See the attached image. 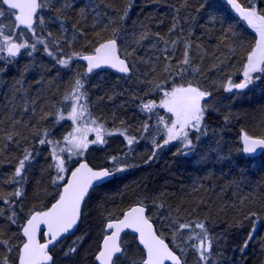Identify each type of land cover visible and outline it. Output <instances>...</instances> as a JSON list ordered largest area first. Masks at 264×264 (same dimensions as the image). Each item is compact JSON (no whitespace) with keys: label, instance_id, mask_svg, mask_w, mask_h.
<instances>
[{"label":"trees","instance_id":"obj_1","mask_svg":"<svg viewBox=\"0 0 264 264\" xmlns=\"http://www.w3.org/2000/svg\"><path fill=\"white\" fill-rule=\"evenodd\" d=\"M48 3L51 10L42 13L43 35L51 32L50 39L59 41L65 54H90L99 43L113 38V29L118 31L119 53L128 63L131 76L96 72L85 79L84 88L91 114L107 128L126 131L135 138L129 146L123 136H111L107 147L83 159L94 169H101L111 168L110 157L117 156L127 167L89 193L74 234L52 249L55 264H96L94 256L102 224L119 218L140 199L150 209L157 234L171 248L172 242L160 233V222H168L169 218L205 225L212 239L207 264H264V154L245 157L239 143L241 132L264 138V78L255 79L245 89L225 90L229 79L233 84L242 82L243 63L256 41L253 30L221 0ZM238 3L247 7V0ZM3 10L6 14L0 17V25L9 26L14 17L10 18L4 7ZM61 23L67 32L62 31ZM173 24L176 28L171 31ZM73 35L77 39L69 46L67 40ZM186 44L191 47L184 80L180 81L175 73L173 76L211 95L203 101L207 111L200 139L193 138L195 147L182 154L180 143L155 149L153 140L163 143V126H158L157 115L149 120L150 114L141 111L140 105L160 100L158 86L167 88L173 79L165 68H177ZM4 59L0 58V197L14 199L11 194L19 187L10 182L15 168L25 150L34 157L22 186L24 196L15 206L18 224L9 225L0 218V239L19 245L21 226L30 211L50 206L60 190L52 183L50 146H42L38 140L45 129L51 132L50 138L59 137L57 127L61 124L55 120L56 111L64 107V97L71 92L76 76L79 78L85 71L74 59L71 67H60L38 46L31 56L22 52L13 63L5 64ZM158 111L159 116L166 114ZM146 121L150 125L148 132L144 131ZM10 133L19 135L9 142L6 137ZM70 165L74 169L77 164ZM52 186L55 195L50 199ZM4 207L0 200V208ZM78 237L82 240L77 251L65 256ZM126 243L127 257L133 249L140 256L132 236L127 235ZM4 257L16 264L15 250L9 253L0 247V260Z\"/></svg>","mask_w":264,"mask_h":264},{"label":"snow or ice","instance_id":"obj_2","mask_svg":"<svg viewBox=\"0 0 264 264\" xmlns=\"http://www.w3.org/2000/svg\"><path fill=\"white\" fill-rule=\"evenodd\" d=\"M226 3L246 21L250 28L254 29L258 36L243 63L242 82L233 84L231 79L228 81V87L225 90L232 91L233 88H247L253 79L264 78V0H247V7L241 6L238 0H226ZM4 6H6L10 18L14 17L11 25H0V53H7V58L3 60L5 64L13 63L21 54V50L31 56L33 52L37 51L38 45L43 46L45 54L62 68H68L73 59L87 62L86 71L75 80L73 91L64 97V101L70 107L67 116L57 114L56 118L57 124L65 119L70 120L72 131L65 135L61 142L50 138L51 132L45 129L42 137L38 140L40 145L50 146L49 154L53 161L50 167L55 171L52 183L60 190L53 197L54 202H51L50 206L30 211L21 226V234L18 237L19 245H12L7 240L0 239V247L5 248L9 253L15 250L16 264H55L51 254L52 249L61 242L62 238L70 233L74 234L73 230L84 215L83 209L86 206V197L89 191L102 186L116 173L125 171L127 167L117 156L110 157L111 168L98 170L90 167L87 162L79 160L75 161L78 166L74 169L69 167V163L73 162L74 158L83 156L90 145H104L107 143V137L113 135L123 136L129 146L135 142V138L127 135L126 131L119 129L109 131L103 123L91 119L84 81L98 69L111 68L119 73L128 74L130 67L126 60L118 54L119 33L115 29L112 33L113 38L99 43L92 54H65L60 42L50 39L51 32L45 36L43 27L39 33L37 31V25H45L42 13L45 10H51L48 0H0V17H4L6 14L3 10ZM81 11L83 12V9ZM52 19L58 18L52 17ZM60 27L62 31L67 32L63 23L60 24ZM175 28L176 25L173 24L171 31H174ZM27 34H30V38ZM80 36L82 37L83 33H80ZM76 39L77 37L73 35L70 40H67L69 46ZM141 39H147V36H142ZM190 47V44L185 45L184 58L177 68H165L169 77H173V79L168 84V78H165V84H168L167 88L164 85L158 86V90L162 93L159 103L149 100L140 105L141 111L150 114L149 120L152 115H157L158 126H163V143L153 140L155 149L178 141L182 145L181 153L185 154V149L192 150L195 147L193 138L198 141L202 134L203 120L207 111L202 101L211 93L192 83H180L175 79V77H179L180 81L184 80L186 71L184 65L190 64L188 55ZM163 51L167 52V49ZM173 73H175V77ZM253 74L258 75L254 77ZM157 108L165 110L168 114L167 120L164 116H159L156 113ZM85 115L89 117L86 121ZM43 118L47 119V116L44 115ZM149 126L146 121L145 132H148ZM157 130H160L159 127ZM91 133L95 134V138L90 140L88 137ZM14 135L18 136L19 133H10L6 139L11 142ZM242 143L244 153H255L258 148L264 149V138H253L246 132L242 134ZM33 159V155L25 150L23 159L19 160L10 181L19 185L16 191L11 194L14 199L0 197L5 206L0 208V218L6 219L9 225L18 224L15 206L24 196L22 186L26 179L27 168L31 166ZM155 207L161 206L155 205ZM252 217H255V213H252ZM168 223L173 231L172 244L174 248H178L182 254L185 248H192L199 253V259L207 264L211 254L212 239L209 237L205 225L203 223L193 225L192 222L184 223L170 218ZM126 230H130L134 234L133 239L137 241V249L140 253L139 264H184L181 255H177L174 248H170L169 244L157 234L158 230L154 228L152 214L143 199L123 211L121 217L107 219L102 224L101 236L96 246V264H124L129 251L126 243L128 235ZM185 232L188 234V240L181 246L176 243V238L183 237ZM254 233L255 226L253 235ZM122 234L124 238H122ZM41 237L44 238V242H41ZM249 239H251V235ZM81 240L82 237L74 240L73 245L65 252V256L75 253ZM0 264H10L9 258L4 257L0 260Z\"/></svg>","mask_w":264,"mask_h":264},{"label":"rangeland","instance_id":"obj_3","mask_svg":"<svg viewBox=\"0 0 264 264\" xmlns=\"http://www.w3.org/2000/svg\"><path fill=\"white\" fill-rule=\"evenodd\" d=\"M38 29L37 30H41V27L43 26H39L37 25ZM254 34H255V37L256 39L258 38L257 34L255 33L254 29H252ZM39 48H41V51H43V46L41 45H38ZM24 52V50H21V53ZM44 52V51H43ZM25 53V52H24ZM45 53V52H44ZM26 54V53H25ZM0 58L4 59V58H7V53H0ZM73 64H71L69 67H71ZM68 67V68H69ZM73 73H74V76H76L74 70H73ZM256 75L258 74H253V76L255 77ZM78 77L76 76L75 80L77 79ZM242 80H243V77H242ZM255 81V79H253L252 83ZM251 83V84H252ZM233 90H239V89H235L233 88ZM73 91V88L71 90V92ZM70 92V93H71ZM162 98V96H161ZM160 98V99H161ZM160 100H158L157 103H159ZM202 104H204V102L202 101ZM204 106V105H203ZM70 110V107H69V104L68 103H65L64 104V107L63 108H60L58 111H56V114H55V120L57 118V114H63L64 116H67V112ZM158 110H162L165 112L164 109H161V108H157L155 111L156 113L159 114V111ZM165 114V113H164ZM168 114L166 113L164 115L165 119H167ZM85 121L87 119H89V117L87 115H85L84 117ZM91 119H95L98 123H103L104 126L107 128L106 124L101 120L99 119L97 116L91 114ZM69 121V122H67ZM59 124H61V127H57L58 130V133L60 132V135L58 138H55V140L57 141H63V137L65 135H67L69 132L72 131V122L70 120H63L61 121ZM64 124L66 125L64 127ZM58 125V124H57ZM91 127V125H89ZM65 128V129H64ZM109 131H115V130H111L109 128H107ZM118 135V134H117ZM117 135H113V137L117 136ZM111 137V136H110ZM110 137H107V142L109 140ZM90 140L91 139H94L95 138V134L94 133H91L89 134V137H88ZM172 143H179L178 141H173L169 144H172ZM107 144H104V145H90L89 146V149L84 153L83 156L81 157H76L74 158L73 162H75L76 160H83L85 158V156L88 154H92L94 151L96 150H99V149H104L105 147H107ZM51 150V149H50ZM73 162L69 163V167L71 166L70 164H72ZM55 177V171H54V174H53V179ZM54 186L51 187V191H49V198L51 199L54 195H55V190L53 189ZM49 199V200H50ZM160 229H161V234L163 235L164 238H167L169 239L171 242L173 241L174 237H173V231L172 229L169 227V223L168 222H160ZM199 231V230H197ZM159 235V234H158ZM124 238V237H123ZM188 240V234L187 232H185V234L183 235V237H177L176 238V243L183 246L185 244V242ZM173 245V244H172ZM173 248H174V245H173ZM179 255H181L182 257V261L184 262V264H205L204 261H201L199 259V253L194 251L192 248H185L184 249V252L183 254L180 252V250L178 248H174ZM133 251V254L132 255H129L126 259V261L124 262V264H133V262L135 261V264H139V260H140V256L136 253L137 251L135 249L132 250ZM95 262V261H94Z\"/></svg>","mask_w":264,"mask_h":264},{"label":"water","instance_id":"obj_4","mask_svg":"<svg viewBox=\"0 0 264 264\" xmlns=\"http://www.w3.org/2000/svg\"><path fill=\"white\" fill-rule=\"evenodd\" d=\"M229 9H230V11L234 14V15H236V17L240 20V21H242L247 27H249L248 25H247V23H246V21H244L240 16H239V14L238 13H236L235 12V10L234 9H232L231 8V6L230 5H228L227 3H226V0H221ZM4 8L6 9V6H4ZM250 28V27H249ZM98 46V45H97ZM119 49V48H118ZM94 51V50H93ZM93 51H92V53H93ZM92 53H90V54H92ZM90 54H84V55H90ZM118 54L120 55V53H119V51H118ZM121 57V56H120ZM122 58V57H121ZM123 59V58H122ZM76 62H79V63H81L82 65H83V67H84V71H86V64H87V62L86 61H83V60H81V59H74ZM96 72H111V73H113V74H115V75H118V76H121V77H124V78H128V77H130L131 76V71H130V73H128V74H122V73H119L117 70H115V69H111V68H102V69H98V70H96ZM95 72V73H96ZM244 132H241L240 133V135H239V143H240V146H241V151H242V154L245 156V157H249V158H256V157H260L261 155H263L264 154V149H260V148H258L257 149V151L255 152V153H244L243 152V143H242V134H243ZM250 136V135H249ZM251 137H253V136H251ZM253 138H259V137H253ZM81 162H87L86 160H81ZM76 166H78V165H76ZM90 166V165H89ZM91 167V166H90ZM102 169V168H101ZM96 170H98V169H96ZM115 176V175H114ZM113 176V177H114ZM113 177L110 179V180H112L113 179ZM110 180H108V181H106L105 183H107V182H109ZM104 183V184H105ZM95 188H97V187H95ZM92 190H90L89 191V193L91 192ZM89 195V194H88ZM88 197V196H87ZM87 197H86V199H87ZM128 209V208H127ZM126 209V210H127ZM121 217V216H120ZM81 221V220H80ZM25 222V221H24ZM80 224V222L78 223V225ZM78 225L76 226V228L73 230V232L77 229V227H78ZM43 227V226H42ZM154 228H155V226H154ZM45 231H46V228H45ZM126 232L128 233V235H131V236H134V234H132L131 233V231L130 230H126ZM20 233H21V230H20ZM71 235V233L70 234H68L66 237H64V238H62V240H64L65 238H67V237H69ZM122 237H123V234H122ZM61 240V241H62ZM41 242H44V238L43 237H41ZM166 242V241H165ZM136 243H137V241H136ZM167 243V242H166ZM59 244V243H58ZM57 244V245H58ZM56 245V246H57ZM170 247V246H169ZM171 248V247H170ZM96 254V253H95ZM177 254V253H176ZM178 255V254H177ZM94 261H95V256H94ZM95 263H96V261H95Z\"/></svg>","mask_w":264,"mask_h":264}]
</instances>
